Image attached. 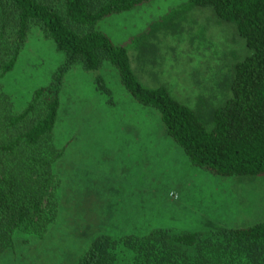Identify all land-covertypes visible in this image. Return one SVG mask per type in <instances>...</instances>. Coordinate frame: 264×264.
<instances>
[{
	"label": "rangeland",
	"instance_id": "1",
	"mask_svg": "<svg viewBox=\"0 0 264 264\" xmlns=\"http://www.w3.org/2000/svg\"><path fill=\"white\" fill-rule=\"evenodd\" d=\"M96 27L127 47L145 86H166L209 129L214 110L232 96L236 63L253 51L234 22L190 0H145ZM64 62L55 41L33 25L1 78L13 112ZM60 102L53 135L63 153L53 167L60 180L57 218L44 235L16 229L0 264H75L100 234L161 227L209 234L264 220V173L223 175L192 164L160 111L139 102L109 60L99 69L77 62L65 70Z\"/></svg>",
	"mask_w": 264,
	"mask_h": 264
},
{
	"label": "trees",
	"instance_id": "2",
	"mask_svg": "<svg viewBox=\"0 0 264 264\" xmlns=\"http://www.w3.org/2000/svg\"><path fill=\"white\" fill-rule=\"evenodd\" d=\"M143 1L0 0V256L13 245L16 229L44 235L57 218L60 180L53 167L63 153L53 135L61 78L77 62L89 70L105 60L115 65L132 95L160 111L192 164L223 175L264 173V0H190L193 7L212 6L220 19L234 22L253 50L236 63L232 96L214 110L210 129L166 86H145L127 47L96 27L101 18ZM33 25L55 41L65 62L13 112L1 78L14 67ZM75 264H264V220L209 234L163 227L145 234H100Z\"/></svg>",
	"mask_w": 264,
	"mask_h": 264
}]
</instances>
